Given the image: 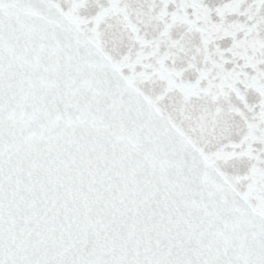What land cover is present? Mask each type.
I'll list each match as a JSON object with an SVG mask.
<instances>
[{"label": "snow or ice", "instance_id": "6c2138e0", "mask_svg": "<svg viewBox=\"0 0 264 264\" xmlns=\"http://www.w3.org/2000/svg\"><path fill=\"white\" fill-rule=\"evenodd\" d=\"M0 264H264V0H0Z\"/></svg>", "mask_w": 264, "mask_h": 264}]
</instances>
